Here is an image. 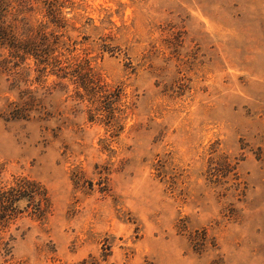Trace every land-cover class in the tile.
<instances>
[{
  "label": "rangeland",
  "instance_id": "374dc122",
  "mask_svg": "<svg viewBox=\"0 0 264 264\" xmlns=\"http://www.w3.org/2000/svg\"><path fill=\"white\" fill-rule=\"evenodd\" d=\"M6 1L49 64L122 88L120 126L90 122L52 64L0 49L3 179L52 201L9 263L264 264V0Z\"/></svg>",
  "mask_w": 264,
  "mask_h": 264
},
{
  "label": "trees",
  "instance_id": "16d2710c",
  "mask_svg": "<svg viewBox=\"0 0 264 264\" xmlns=\"http://www.w3.org/2000/svg\"><path fill=\"white\" fill-rule=\"evenodd\" d=\"M9 4L6 0H0V49H8L11 56L17 55L19 59L32 56L40 65L48 67L53 65L56 75L60 79H69L78 89L83 91L80 98L96 102L94 109L89 111L88 120L90 122H104L107 126L118 128L121 117L116 116L121 112L120 102L122 98V88L117 86L109 88L101 78L94 73L89 63L85 61L82 65L59 66L58 59H53L54 51L46 47L43 50L40 40L44 39L43 29H34L28 25L23 26V33H34L36 37L19 38L12 26L7 24L9 16ZM21 54V55H20ZM20 55V56H19ZM2 57V54H0ZM54 58H58L53 56ZM3 58L0 62L7 63ZM41 73L44 72L42 68ZM27 101L24 107L27 108ZM13 110L12 117L24 119L25 110ZM52 209V201L48 189L40 181L31 177L19 175L11 181H4L3 168L0 167V256L5 258V262L12 259V251L16 236L11 234V228L23 218L43 220ZM152 264V263H146Z\"/></svg>",
  "mask_w": 264,
  "mask_h": 264
}]
</instances>
